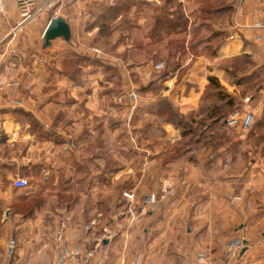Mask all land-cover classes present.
Masks as SVG:
<instances>
[{"label": "crops", "instance_id": "obj_1", "mask_svg": "<svg viewBox=\"0 0 264 264\" xmlns=\"http://www.w3.org/2000/svg\"><path fill=\"white\" fill-rule=\"evenodd\" d=\"M140 1L128 0L129 11L156 2L163 14L159 27L180 30L189 0ZM10 2L0 18V264H61L78 248L81 259L100 264H195L201 252L221 264L236 240L246 247L237 264H264V41L256 40L254 27L264 23V0H227L207 8L204 14L222 22L220 28L205 21L222 31L206 41L219 40L217 50L194 55L195 41L188 39L184 63L181 48L174 46L156 61L155 55L139 53L129 38L114 41L112 51L102 50L100 27L84 30L81 20L70 19L73 14L62 15L71 26V41L59 37L45 47L43 35L55 16L47 9L20 25L16 2L12 15ZM44 21L41 41L32 39L30 31L38 32ZM171 57L181 65L149 87L144 73L165 72ZM161 63L165 66L156 68ZM210 77L217 78L226 98L216 96L204 107L203 95L216 93ZM165 98L193 126L206 118V149L176 150V158L189 161L174 165L168 178H158L164 164L156 170L149 161L166 152L150 147L137 151L143 158L139 168H119V142L151 145L155 138L177 144L194 135L183 137L181 129L150 112ZM215 106L225 111L221 118L212 115ZM236 112L254 115L249 129L229 123ZM140 124L147 131L141 139H119V130L129 126L137 134ZM70 135L74 147L64 149ZM123 172L138 174L127 191L136 195L129 206L139 209L118 219ZM17 176L29 186L16 187ZM151 194L157 198L152 204ZM124 221L131 225L119 228Z\"/></svg>", "mask_w": 264, "mask_h": 264}, {"label": "rangeland", "instance_id": "obj_2", "mask_svg": "<svg viewBox=\"0 0 264 264\" xmlns=\"http://www.w3.org/2000/svg\"><path fill=\"white\" fill-rule=\"evenodd\" d=\"M130 1V0H129ZM204 0H189L187 3L188 10H184L182 8L180 20H181V28L179 31H176V33H168L165 32L164 29L159 27V21L162 19V12L159 11L157 3L153 2L152 4H147L144 2L143 6H137L138 8L134 11H129V3L128 0H65V1H59L55 3L51 8H49L46 13L49 17L55 16L56 12L59 13L60 16L62 15H71L70 19L72 21L75 20H81V26L84 30L92 29L93 25H98L100 28L101 36L99 38V44L101 49L104 50H111L113 47L114 41H127V38H129L130 41H134L135 44L139 46V53H143L144 55L153 56L155 55V60L162 59L167 56L168 51L172 52L175 48L179 51V48H181L182 52V62L189 61L188 59V53L189 51L186 49L188 44H186L188 39H191L188 42L195 41V46L191 47V52L194 55L199 54H206L211 55L217 50V45L219 43L218 41H211L206 42L208 39H212V36L216 35V33L221 34L222 31H218L216 27H222L221 26V18L216 15H206L204 14V11L209 7H219L222 4H225L227 0H225L223 3H221V0H207L203 2ZM231 2L233 0H230ZM140 4L141 2L139 0ZM173 4V3H172ZM9 11L10 14L16 13V6L14 3V0H11L9 4ZM120 16V17H119ZM0 18H4L1 16ZM6 22L8 20H5ZM21 21V18H20ZM47 21V18H46ZM188 21V22H187ZM205 21H208L209 23H216V27H212L210 25H207ZM12 22V21H11ZM191 22V23H190ZM220 25V26H219ZM38 27V26H37ZM45 27V21L42 22V24L38 28V32L30 31L31 38L34 39V37H38V39L41 41V34L43 33ZM35 29V28H34ZM33 29V30H34ZM198 29V30H197ZM168 33V34H167ZM112 34V36H111ZM223 34H226L225 32ZM128 35V36H127ZM93 36H90V34H85L84 39L86 41H89V38L92 40ZM208 37V38H207ZM199 41V42H198ZM175 42L177 43L175 45ZM210 43V44H209ZM143 45V47L140 48V46ZM173 46V47H172ZM186 50H185V49ZM102 49V50H103ZM167 64L171 68L174 65V58H170L168 60ZM154 62V61H153ZM181 62V63H182ZM165 66V65H164ZM148 72V71H147ZM151 73L150 77H146L144 73V81H149L148 79H151L153 77V70L149 71ZM141 79V78H140ZM140 84H144V81H140ZM212 87H216L214 85H210ZM217 93V92H216ZM216 93H210L209 95L206 93L203 95V105L204 107L208 106L210 103H212L214 100H216V96L218 94ZM140 100V99H138ZM230 101L233 100V98H229ZM203 107V108H204ZM202 108V106H201ZM202 110V109H200ZM205 111V110H204ZM198 118V114H193ZM142 125L140 124L139 127ZM201 130V134L198 132V134L194 133L192 138L188 136L184 140L179 141L177 144H173L171 142H157V139H152L155 141L154 143H147L146 141H138L134 142V146H132L130 143L119 142L118 143V159H117V165L118 167H122L121 169H124L125 167L132 166L134 169L139 168L142 165L143 158L137 154V151L139 152L142 148H151L155 152L158 150H163L166 152L165 157L156 158L153 159L152 157L149 158L150 165L155 166V169L157 170L158 166H161L164 164V167H162V173L158 175V178L162 177H170V170L174 165H179L180 162L185 161L183 164H188L189 158H176L175 153L176 150L183 151L190 148L198 149V150H205V139L206 135L204 133V126L198 127ZM218 129L220 127L217 126ZM139 132L137 134L134 133V131L131 130V127L125 126L122 130H119L118 136L119 139L127 138V136L134 135L135 139L138 138L141 139L143 134H145L147 131L145 129L138 128ZM220 131V130H218ZM133 132V133H132ZM218 133L217 141L218 143L221 142V133ZM157 135H154V137ZM198 139V140H196ZM195 160V159H193ZM153 174V173H151ZM157 173H154L155 177ZM127 175L124 172L119 173L118 176V187H117V196H118V219L121 217H124V213L130 212L132 213L133 208V214L138 211L139 205H135V207H131V205L127 206V200H125L124 191L129 190L132 183H135L137 175L138 174H131ZM140 176V175H139ZM152 180V179H151ZM131 222H122L120 223L119 228H125L130 226ZM87 226L91 224L90 221L86 222ZM145 226V225H144ZM143 227V226H142ZM141 228V227H140Z\"/></svg>", "mask_w": 264, "mask_h": 264}, {"label": "built area", "instance_id": "obj_3", "mask_svg": "<svg viewBox=\"0 0 264 264\" xmlns=\"http://www.w3.org/2000/svg\"><path fill=\"white\" fill-rule=\"evenodd\" d=\"M8 0H0V16L6 14V5ZM59 1L65 0H15L17 8L20 12L21 21L20 25L25 24L26 22L36 18L40 13L46 11L51 8L55 3ZM58 16V12H56L55 17ZM254 27L258 30L256 35V40L264 41V23H256ZM235 35L231 34L230 38H234ZM96 54H102L103 51L100 48L93 49ZM164 64L156 65V68L163 67ZM146 77H150L151 73L148 71L145 73ZM254 121V115L251 113H243L240 114L238 112L233 113L231 119H229L230 124H239L243 129H249ZM68 143H65L64 149H69L74 147L72 136L70 135ZM29 180L27 178L17 176L14 180V185L18 188H27L29 186ZM124 196L132 203L135 200L134 192H124ZM157 200L155 194H151L147 198V202L152 204ZM244 243L242 240H236L230 243L229 245V253L227 260L222 262L221 264H237V258L239 253L243 247ZM80 249H75L70 253H67V256L62 259L61 264H100L99 262L90 261V259H81L80 258ZM92 255V253H91ZM195 264H218L214 261V259L207 253L201 252Z\"/></svg>", "mask_w": 264, "mask_h": 264}, {"label": "trees", "instance_id": "obj_4", "mask_svg": "<svg viewBox=\"0 0 264 264\" xmlns=\"http://www.w3.org/2000/svg\"><path fill=\"white\" fill-rule=\"evenodd\" d=\"M102 65L107 66L105 64H102ZM180 65H181L180 62H178V63L176 62V63H174L172 68L170 65L169 69L166 70L165 72H163L161 74H156V75L153 74V77L151 78V82L149 83L148 86L153 87L155 80H160V79L168 76L170 71H172L173 69H175L176 67H178ZM209 80H210V85L215 84L216 87H214V89L218 93L219 98H221V99L226 98L225 91L223 90V88H222L221 84L219 83V81L217 80V78L210 77ZM227 104L233 105L234 100H232V101L228 100ZM150 112H154L153 114L159 116L164 121L173 123L177 128L181 129L182 133H183V137L190 135L191 132L196 133V134H198V132L200 133L201 130L198 128L199 125L204 126V127L206 125L205 124L206 118H202L201 120L198 121V124L196 126H193L192 121L188 117H186L185 115L180 113V111L177 109V107L174 106V104L169 99H166V98L160 99L159 101H157L156 106L151 108ZM223 112H225V111L221 109V106H215V110H214V112H212V115H217L218 117L221 118V115H223ZM125 199L127 200V203H128L127 206L129 207L130 201L128 202V199L126 197H125Z\"/></svg>", "mask_w": 264, "mask_h": 264}, {"label": "water", "instance_id": "obj_5", "mask_svg": "<svg viewBox=\"0 0 264 264\" xmlns=\"http://www.w3.org/2000/svg\"><path fill=\"white\" fill-rule=\"evenodd\" d=\"M43 37L45 41V47L50 46L51 41L59 37H63L67 42H70L72 37L71 26L63 16L55 17L50 20L45 29ZM245 250L246 247L241 250V254H243Z\"/></svg>", "mask_w": 264, "mask_h": 264}]
</instances>
